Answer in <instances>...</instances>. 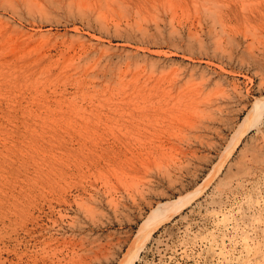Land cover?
I'll return each mask as SVG.
<instances>
[{
    "label": "rangeland",
    "instance_id": "1",
    "mask_svg": "<svg viewBox=\"0 0 264 264\" xmlns=\"http://www.w3.org/2000/svg\"><path fill=\"white\" fill-rule=\"evenodd\" d=\"M13 1H0V264H118L154 205L192 192L133 264H264V0H64L72 13ZM91 56L104 61L95 88L68 65ZM159 96L168 108L153 121ZM257 102L258 122L243 124Z\"/></svg>",
    "mask_w": 264,
    "mask_h": 264
},
{
    "label": "bare ground",
    "instance_id": "2",
    "mask_svg": "<svg viewBox=\"0 0 264 264\" xmlns=\"http://www.w3.org/2000/svg\"><path fill=\"white\" fill-rule=\"evenodd\" d=\"M1 1V0H0ZM6 1V0H5ZM13 1V0H12ZM50 1V0H49ZM56 1V0H55ZM62 1H64V0H62ZM68 1V0H67ZM67 1H64L65 2V4H67L66 2ZM69 1H71V2H73L72 0H69ZM14 2V1H13ZM76 2H78V0L76 1ZM82 3L83 2V0H79V3ZM5 3H7V2H5ZM57 3V2H56ZM78 3V4H79ZM80 3V4H81ZM86 3V2H85ZM100 3V2H99ZM151 3V2H150ZM15 4V2L13 3V5ZM22 4V3H21ZM58 4V3H57ZM69 4H70V6L68 5H65V7L67 6V7H69L68 8V10H70V8H71V5H72V3H70L69 2ZM77 3H76V5H78ZM83 4V3H82ZM1 5V4H0ZM7 5V4H6ZM12 5V6H13ZM27 5H29V4H27ZM26 5V6H27ZM31 5H33V4H31ZM30 5V6H31ZM51 5H52V3H51ZM75 5V6H76ZM152 5V4H151ZM150 5V6H151ZM218 4H216L215 6H217ZM4 6V5H3ZM12 6H10V8L11 9H14V8H12ZM24 6V5H23ZM58 6V5H57ZM117 6V5H116ZM119 6H120V4H119ZM126 6V5H125ZM129 6V5H128ZM8 7V6H7ZM16 7V6H15ZM29 7V6H28ZM97 7H99V6H97ZM104 7V6H103ZM153 7V6H152ZM17 8V7H16ZM27 8V7H26ZM30 8V7H29ZM42 8V7H41ZM57 8V7H56ZM76 8H77V10L78 11H83V10H89V11H91V10H93L94 9V7L92 6H76ZM168 8V7H167ZM175 7L174 6H171V9L172 10H175L174 9ZM33 9H34V7H33ZM36 9V8H35ZM37 9H40V8H38L37 7ZM36 9V10H37ZM98 9H100V8H98ZM108 9V8H107ZM209 9V8H208ZM15 10V9H14ZM29 9H27V11H28ZM121 10V9H120ZM171 10V11H172ZM206 10V9H205ZM66 11V10H65ZM94 11V10H93ZM98 11V10H97ZM111 11H113V9L111 10ZM169 11V10H168ZM230 11H231V9H230ZM42 12V11H41ZM69 12H71L72 13V11L70 10ZM85 12V11H84ZM92 12V11H91ZM95 12V11H94ZM211 12H212V10H211ZM226 12V13H225ZM224 13L225 14H222L221 13V15L220 16H222V18H224L225 17V15L227 16V18H228V20L231 22V21H233L234 19H236V16H237V14H235V12H227V11H225ZM13 13H16V12H13ZM39 13V12H38ZM71 13H70V16H71ZM86 13V12H85ZM115 13V12H114ZM213 13V12H212ZM10 14V13H9ZM16 14H18V13H16ZM40 14V13H39ZM103 13H101V11H98L97 12V16H96V18H98V22H100V20H99V18H100V16L102 15ZM120 14V13H119ZM122 14H123V12H122ZM196 14V13H195ZM194 14V15H195ZM207 14V13H206ZM209 14H211V13H209ZM11 15V14H10ZM204 15V14H203ZM239 15V17L241 18V17H243V19H246L247 21H252V18L254 19V20H256L257 19V17L259 16L258 14H257V16H256V14H255V16H252V17H250V14L248 15V16H244L245 14H238ZM17 16V15H16ZM82 16H84L85 17V15H82ZM137 16V15H136ZM176 16V15H175ZM212 16V15H211ZM220 16H218V17H220ZM224 16V17H223ZM87 17V16H86ZM85 17V18H86ZM213 17V16H212ZM95 18V19H96ZM171 18H174V16L172 17L171 16ZM226 18V17H225ZM168 19V18H167ZM194 19V18H193ZM215 19V18H214ZM19 20V19H18ZM88 20V19H87ZM146 20V19H145ZM154 20H155V18H154ZM171 20H173V19H171ZM170 20V21H171ZM174 20H176V19H174ZM103 21V20H102ZM121 21V20H120ZM135 21V20H134ZM158 21V20H157ZM164 21V20H163ZM216 21V20H215ZM95 22V21H94ZM97 22V23H98ZM133 22V21H132ZM138 22V21H137ZM146 22H147V20H146ZM151 22V21H150ZM169 22V21H168ZM174 21H172V23H173ZM210 22V21H209ZM87 23V22H86ZM156 23V22H155ZM191 23H193V22H191ZM213 23V22H212ZM104 24V23H103ZM184 24V23H183ZM199 24V23H198ZM208 24V23H207ZM210 24V23H209ZM21 25V24H20ZM114 25V24H113ZM117 25H118V23H117ZM141 25V24H140ZM139 25V26H140ZM153 25H154V23H153ZM156 25H158L157 23H156ZM171 25V24H170ZM201 25V24H200ZM101 26H102V24H101ZM106 26V25H105ZM160 26V25H159ZM171 26H173V24L171 25ZM191 26V25H190ZM210 26V25H209ZM19 27V26H18ZM114 27H116V25L114 26ZM151 27V26H150ZM156 27H158V26H156ZM169 27V26H168ZM181 27V26H180ZM218 27H219V25H218ZM225 27V26H224ZM101 28V27H100ZM105 28V27H104ZM140 28V27H139ZM139 28H136V30H139ZM185 28V27H184ZM130 30H131V28H129ZM143 29H145V28H143ZM155 28H153V30H154ZM182 29V28H181ZM180 29V30H181ZM188 29H190V28H188ZM195 29V28H194ZM222 29V28H221ZM232 29V28H231ZM125 31H126V29H124ZM141 30H142V26H141ZM191 30V29H190ZM202 30V29H201ZM223 30V29H222ZM233 30V29H232ZM15 31V30H14ZM115 31V30H114ZM152 31V30H151ZM155 31V30H154ZM159 31V30H158ZM157 31V33H158V35H159V32ZM189 31V30H188ZM194 31V30H193ZM192 31V32H193ZM228 31H229V29H228ZM249 31V30H248ZM247 31V32H248ZM10 32H12V30L10 31ZM16 33H17V31H15ZM38 32H39V30H38ZM84 32V31H83ZM109 32V31H108ZM127 32V31H126ZM142 32H144L145 33V31H142ZM146 32H148V30L146 29ZM149 32H150V30H149ZM207 32V31H206ZM220 32V31H219ZM44 33V32H43ZM121 33V32H120ZM162 33V32H161ZM170 33V32H169ZM223 33H224V31H223ZM249 33H250V31H249ZM68 34V33H67ZM126 34H128V33H126ZM148 34V33H147ZM208 34L210 35V30L208 31ZM232 34V33H231ZM9 35H11V34H9ZM8 34H7V36H9ZM37 35V34H36ZM35 35V36H36ZM140 35V34H139ZM157 35V36H158ZM203 35V34H202ZM207 35V34H206ZM252 35H253V33H252ZM12 36V35H11ZM80 36V35H79ZM127 36V35H126ZM148 36V35H147ZM177 36V35H176ZM180 36V35H179ZM190 35H188V37H189ZM254 36V35H253ZM37 37V36H36ZM41 37V36H40ZM143 37H144V35H143ZM149 37H151L150 35H149ZM247 37V36H246ZM5 38H7V37H5ZM129 38V37H128ZM177 38H178V36H177ZM183 38V37H182ZM217 38V37H216ZM259 38V37H258ZM261 38V37H260ZM264 38V37H263ZM99 39V38H98ZM150 39V38H149ZM186 39V38H185ZM226 39V38H225ZM242 39V38H241ZM152 40V39H151ZM150 40V41H151ZM155 39H153V41H154ZM190 40V39H189ZM203 40V39H202ZM213 40V39H212ZM211 40V41H212ZM219 40L220 39H218V42H219ZM30 41V40H29ZM181 41V40H180ZM32 42V41H31ZM183 42V41H182ZM245 42V41H244ZM17 43V42H16ZM24 43V42H23ZM132 43V42H131ZM152 43V42H151ZM156 43H157V40H156ZM173 43V42H172ZM184 43V42H183ZM187 43V42H186ZM230 43V42H229ZM247 43V42H246ZM123 44V43H122ZM199 44V43H198ZM201 44H203V43H201ZM200 44V45H201ZM236 44V43H235ZM250 44H251V42H250ZM250 44H246L245 46L248 48V45H249V48H248V50L251 48V47H253V46H251ZM16 45V44H15ZM23 45V44H22ZM91 45V44H90ZM184 45V44H183ZM197 45V44H196ZM215 45V44H214ZM228 45V44H227ZM240 45H241V42H240ZM253 45H254V43H253ZM261 45V44H260ZM13 46H14V44H13ZM13 46H11V51H14L15 52V49L13 50ZM24 46V45H23ZM182 46V45H181ZM231 46H233V44L231 45ZM235 46V45H234ZM256 46V45H255ZM16 47V46H15ZM14 47V48H15ZM158 47V46H157ZM187 47V46H186ZM198 47V46H197ZM219 47H221V46H219ZM17 48V47H16ZM71 48H73V47H71ZM137 48V47H136ZM140 48V47H139ZM190 48V47H189ZM246 48V49H247ZM258 48V47H257ZM68 49V48H67ZM69 49H70V47H69ZM74 49V48H73ZM90 49V48H89ZM141 49V48H140ZM144 49H146V48H144ZM203 49H204V47H203ZM245 49V50H246ZM20 50V49H19ZM70 50H72V49H70ZM111 50V49H110ZM151 50V52H152V49H150ZM159 50H160V48H159ZM156 51V50H154V52L153 53H150V54H154V56H152L151 57V59H154L153 57H161L162 56V52L161 51ZM219 50V49H218ZM229 50V49H228ZM16 51H17V49H16ZM62 51V50H61ZM141 51H143V49L141 50ZM156 51V52H155ZM203 51V50H202ZM212 51V50H211ZM255 51V50H254ZM21 52V51H20ZM24 52V51H23ZM150 52V51H149ZM205 52V51H204ZM230 52V51H229ZM255 52H257V49H256V51ZM136 53V52H135ZM165 53V52H164ZM168 53H169V51H168ZM175 53V52H174ZM225 53V52H224ZM227 53V52H226ZM244 53V52H243ZM11 54H13V52L11 53ZM62 54V53H61ZM66 54V53H65ZM148 54V53H147ZM238 54V53H237ZM165 55L167 56V54L165 53ZM171 55V54H170ZM58 56V55H57ZM140 55H138L137 57H139ZM144 56V55H143ZM253 56H254V54H253ZM253 56H251V54H250V57H252V58H254ZM92 58H89L88 59V62H85V65L84 64H79V62H80V60H79V62H78V64H76L77 62H74L75 64H73V62L72 63H69L68 65L69 66H72V68H73V70H74V72H73V74L75 75V77L77 78V79H79L80 77L81 78H88V79H86V80H88V81H85V80H83V82L81 83V86H83V87H87V88H89V87H91V88H95L96 87V83L94 82V81H92L91 79H90V77H94V78H96V77H98V74H101L102 73V71L101 70H98V71H95L96 70V67H97V65H99L100 66V64L101 65H103L102 64V62H104L103 60H102V62H101V57H95V56H91ZM107 57V56H106ZM124 57V56H123ZM133 57L135 58V56L133 55ZM132 57V58H133ZM35 58V57H34ZM54 58V57H53ZM80 58V57H79ZM133 58V59H134ZM142 58H144V57H142ZM196 58V57H195ZM96 59V60H95ZM104 59V58H103ZM105 59H107V58H105ZM104 59V60H105ZM110 59V58H109ZM140 59V58H139ZM145 59V58H144ZM144 59H142L141 60V62L144 60ZM149 59H150V57H149ZM148 59V60H149ZM151 59H150V61H151ZM62 60V59H61ZM65 60V59H64ZM76 60H78V59H76ZM75 60V61H76ZM160 60V59H159ZM159 60H157V62L159 61ZM253 60V59H252ZM251 60V61H252ZM82 61V60H81ZM113 61H115V60H113ZM137 61V60H136ZM156 61V60H155ZM168 61V60H167ZM256 60L254 59V62H255ZM49 62V61H48ZM67 62V61H66ZM91 62H93V64H91ZM109 62H111V61H109ZM130 62V61H129ZM138 62V61H137ZM140 62V64H142ZM163 62V61H162ZM178 62V61H177ZM263 62V61H262ZM87 63H89V65H87ZM113 63V62H112ZM132 63H133V61H132ZM151 63V62H150ZM150 63H148V64H150ZM155 63V62H154ZM164 63V62H163ZM170 63V62H169ZM186 63V62H185ZM210 63V62H209ZM121 64V63H120ZM137 64V63H136ZM139 64V63H138ZM137 64V65H138ZM140 64L137 66V67H135L134 68V70L135 69H138V67L140 66ZM159 64V63H158ZM184 64V63H183ZM220 64V63H219ZM263 64V63H262ZM107 65H109V64H107ZM152 65H154L153 66V68L154 67H156L155 66V64H153L152 63ZM133 66H134V64H133ZM148 66H150V65H148ZM164 66V65H163ZM218 67H219V65H217ZM109 67V66H108ZM107 67V68H108ZM115 67V66H114ZM126 67V66H125ZM161 67V66H160ZM160 67L158 68V69H160ZM111 68V67H110ZM116 68V67H115ZM145 68V67H144ZM149 68V70H150V67H148ZM152 68V67H151ZM181 68V67H180ZM190 68H192V67H190ZM69 69V68H68ZM147 69V68H146ZM179 69V68H178ZM223 69V68H222ZM121 70V69H120ZM127 70V69H126ZM133 70V69H132ZM153 70V69H152ZM155 70V69H154ZM183 70V69H182ZM191 70V69H190ZM203 70V69H202ZM110 71V70H109ZM156 71V70H155ZM154 71V72H155ZM159 71V70H158ZM161 71V70H160ZM166 71V70H165ZM100 72V73H99ZM111 72V71H110ZM154 72H152V74L154 73ZM98 73V74H97ZM116 73V72H115ZM121 73V72H120ZM132 73V72H131ZM163 73V72H162ZM106 74V73H105ZM118 74H119V72H118ZM97 75V76H96ZM102 75V74H101ZM111 75V74H110ZM124 75V74H123ZM149 76V79L148 80H146V81H144L143 82V84H144V86L147 84V81H149L150 80V78H151V75L150 74H148ZM158 75H159V72H158ZM202 75V74H201ZM116 76V75H115ZM114 76V77H115ZM122 76V75H121ZM100 77V76H99ZM104 77H106V76H104ZM123 77V76H122ZM161 77H162V75H159L158 77H157V81H155L154 83H155V85H157L158 83H160V80H161ZM185 77V76H184ZM189 77H191L192 78V75H190ZM111 78V77H110ZM118 78L120 79V75H118ZM199 78H200V76H199ZM203 78V77H202ZM206 78V77H205ZM208 78V77H207ZM97 79V78H96ZM99 79V78H98ZM115 79V78H114ZM117 79V78H116ZM136 79V78H135ZM142 79V78H141ZM188 79V78H187ZM187 79H184V80H187ZM137 80V79H136ZM184 80H183V82H184ZM114 81V80H113ZM112 81V84H114L117 80H115L114 82ZM120 81H121V84L124 82V80H123V78H122V80L120 79ZM143 81V80H142ZM188 81V80H187ZM186 81V82H187ZM200 81H201V79H200ZM210 81V80H209ZM214 81V80H213ZM220 81V80H219ZM85 82V83H84ZM134 82H136L135 80H134ZM153 82V81H152ZM137 83V82H136ZM162 83V82H161ZM169 83V82H168ZM167 83V84H168ZM111 84V85H112ZM181 84H183V83H181ZM187 84H188V82H187ZM213 84H215V83H213ZM262 84V83H261ZM260 84V85H261ZM137 85H139V84H137ZM184 85V84H183ZM170 86V87H169ZM169 86H168V88H165V90L167 91V92H165V93H169L170 92V90L171 89H173V87H172V83H170L169 84ZM178 86V85H177ZM193 86H195V84L194 85H192V87ZM216 86V85H215ZM150 87H153L152 85L150 86ZM150 87H148V89H150ZM162 87H164V86H162ZM206 87H208V86H206ZM139 87H137V91H142V90H140V89H138ZM177 88V87H176ZM190 88V87H189ZM216 87H214V89H215ZM191 89V88H190ZM208 89V88H207ZM210 89V88H209ZM104 90V89H103ZM107 90V89H106ZM108 90H109V88H108ZM107 90V91H108ZM133 90V89H132ZM195 90H198L197 88H195ZM212 90V89H211ZM111 91H112V89H111ZM208 91V90H207ZM133 92V91H132ZM193 92V91H192ZM209 92V91H208ZM202 93V92H201ZM203 94V93H202ZM201 94V95H202ZM150 95V94H149ZM175 95V94H174ZM206 95H207V93H206ZM209 96V95H208ZM207 96V97H208ZM108 97H111V92H110V95L109 96H106V98L105 99H109V100H111V98H108ZM200 98V97H199ZM206 98V97H205ZM199 101H201L200 99H199ZM206 101V100H205ZM208 101V100H207ZM210 101V100H209ZM214 101V100H213ZM212 101V102H213ZM188 103V102H187ZM204 104V103H203ZM207 104V103H206ZM262 104V103H261ZM208 105V104H207ZM167 106V102H166V98L165 97H158L157 99H155L154 97H152V98H148L147 99V110H148V114H149V118L151 119V120H155V118H159V117H163L164 116V113H162L163 111H164V108ZM189 106H193V104L192 103H188V104H186V107H189ZM261 106V105H260ZM209 107V106H208ZM211 107H215V106H211ZM210 107V108H211ZM167 108H168V106H167ZM199 108V107H198ZM216 108V107H215ZM258 108V102H257V104H252V106H251V108L248 110V112H247V114H246V116H245V118H244V120H243V124H244V121L245 122H249L252 126L253 125H255L257 122H258V120H259V118H258V116H261V115H258V113L261 111V109H260V111L257 109ZM203 108H201V110H202ZM207 109V108H206ZM199 111H200V108H199ZM202 111H204V110H202ZM222 111V110H221ZM220 111V112H221ZM150 112V113H149ZM165 112V111H164ZM229 112V111H228ZM162 113V114H161ZM194 113V112H193ZM192 113V114H193ZM201 113V112H200ZM195 114V113H194ZM203 114V113H202ZM161 115V116H160ZM204 115V114H203ZM202 115V117H204ZM214 115V114H213ZM195 116H197V114L195 115ZM209 116V115H208ZM172 120H174V118H175V114L174 113H172L170 116H169ZM185 117V116H184ZM192 117L190 116L189 117V114L187 115V117H186V119H185V121L183 122V123H185L186 122V124H188L189 125V123H190V119H191ZM196 118V117H195ZM194 118V119H195ZM199 119V118H198ZM197 119V120H198ZM212 120V119H211ZM220 120V119H219ZM226 120H228V119H226ZM194 123L196 122V121H194V120H192ZM218 121V120H217ZM222 121V120H221ZM177 122V121H176ZM223 122V121H222ZM154 123V122H153ZM174 123V122H173ZM179 125H180V123H181V121H180V123L179 122H177ZM199 123V122H198ZM202 123V122H201ZM248 123V125H250ZM200 124V123H199ZM240 124V123H239ZM154 125V124H153ZM184 125V124H183ZM229 124H227V126H228ZM129 126V125H128ZM192 126H193V123L192 124H190V126L189 127H191L192 128ZM203 126H206V125H203ZM181 127V126H180ZM179 127V128H180ZM188 127V126H187ZM195 127V126H194ZM207 127V126H206ZM213 127H214V125H213ZM245 127V126H244ZM181 128H183V127H181ZM195 128H197V127H195ZM199 128V127H198ZM212 128V127H211ZM217 128V127H216ZM237 128V127H236ZM185 129V128H184ZM200 129V128H199ZM248 129V128H247ZM181 130V129H180ZM244 130H245V128H244ZM176 131H178V130H176ZM179 132V131H178ZM185 132V131H184ZM170 133V132H169ZM181 133H183V131L181 132ZM190 133V132H189ZM198 133V132H197ZM202 133V132H201ZM238 133V130H236V132L234 133V134H237ZM240 133H241V131H240ZM172 134V133H171ZM186 135H187V133H185ZM185 134L183 135V136H185ZM195 134V133H194ZM173 135V134H172ZM170 136V135H169ZM178 136V135H177ZM180 136V135H179ZM203 136V135H202ZM182 138V137H181ZM192 138V137H191ZM202 138V137H201ZM182 139H184V138H182ZM203 139V138H202ZM168 140V139H167ZM186 140V139H185ZM203 140H205V139H203ZM169 141V140H168ZM189 141H190V139H189ZM208 141V140H207ZM206 141V142H207ZM164 142V141H163ZM175 142V141H174ZM204 142V141H203ZM205 142V143H206ZM208 143V142H207ZM210 143V142H209ZM194 144V143H193ZM181 145V144H180ZM195 145V144H194ZM183 147V146H182ZM187 149V148H186ZM193 149V148H192ZM176 150V149H175ZM184 150V149H183ZM254 150H256V149H254ZM262 150V149H261ZM185 151V150H184ZM177 152H179L178 151V149H177ZM195 155H196V152L194 153ZM192 156V155H191ZM254 156V155H253ZM145 157V156H144ZM146 159V158H145ZM240 159V158H239ZM147 160V159H146ZM190 163V162H189ZM181 165V164H180ZM229 165V164H228ZM179 166V165H178ZM18 167V166H17ZM164 167V166H163ZM74 169H76V168H60L59 169V173L60 174H65V173H68L67 171H71V170H73L74 171ZM166 173V172H165ZM177 175V174H176ZM162 178V177H161ZM87 180V179H86ZM90 180V179H89ZM124 185V184H123ZM91 186V185H90ZM85 187V186H84ZM89 187V186H88ZM85 188H87V187H85ZM150 189V188H149ZM56 193V192H55ZM129 193V192H128ZM141 193V192H140ZM197 192H192V193H190V194H188L187 196H183V197H179L178 199H170V200H165V201H160V202H158L156 205H154V207H152L151 209H150V211H149V213L146 215V217L141 221V223L139 224V226H138V229H137V232H136V234H135V236H136V241L134 242V244L133 245H135V254H134V256L132 255V257H125L123 260H121L118 264H133V260H134V258L137 256V252L139 251V249L141 248V246L143 245V243L145 242V240H146V238L147 237H149V235L151 234V232H152V230L155 228V227H157V225L159 224V223H161L162 221H165V220H168L170 217H172L174 214H176V213H178L184 206H186L189 202H190V200H192L193 198H194V196H195V194H196ZM108 195V194H107ZM99 196V195H98ZM106 196V195H105ZM128 196H129V194H128ZM91 197V196H90ZM108 198V197H107ZM98 200V199H97ZM105 200H106V198H105ZM82 201V200H81ZM99 201V200H98ZM108 201V200H107ZM112 201V200H111ZM133 201H134V199H133ZM137 201V200H136ZM114 204V203H113ZM115 205V204H114ZM83 207V206H82ZM44 208V207H43ZM86 208V207H85ZM114 209V208H113ZM100 212V211H99ZM91 213V212H90ZM94 216V215H93ZM140 216V215H139ZM95 217V216H94ZM156 229V228H155ZM55 231V230H54ZM253 241V240H252ZM239 242V241H238ZM220 243V242H219ZM260 245V244H259ZM211 247H212V245H211ZM241 247V246H240ZM253 247V246H252ZM221 249V248H220ZM229 249V248H228ZM132 252V251H131ZM219 253V252H218ZM223 255H224V253H222ZM243 256V255H242ZM234 260V259H233ZM231 261V260H230ZM230 264V263H229Z\"/></svg>",
    "mask_w": 264,
    "mask_h": 264
}]
</instances>
